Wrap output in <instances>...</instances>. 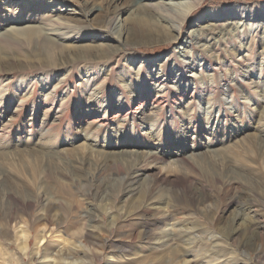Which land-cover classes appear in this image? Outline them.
I'll return each mask as SVG.
<instances>
[{
	"label": "rangeland",
	"instance_id": "1",
	"mask_svg": "<svg viewBox=\"0 0 264 264\" xmlns=\"http://www.w3.org/2000/svg\"><path fill=\"white\" fill-rule=\"evenodd\" d=\"M32 1L0 0V30L8 29L13 19L29 18L33 23L37 15L44 14L95 29L105 17L116 15L120 42H103V36L87 33L66 43L62 52L78 59L77 63L86 60L85 54L101 53L107 45L106 53L112 55L109 62L86 68L75 66L70 59V64L54 70L47 67L41 54L28 47L20 50L18 44L0 53V114L12 105L9 113L0 116V233L10 211L9 195L17 194L20 201L35 200L39 195L43 199L19 215L18 226L32 232L29 252L22 257L14 237L1 235L0 264H34L33 236L38 230L51 233L45 247L52 252L59 249L56 234L67 241L65 248L79 245L83 251L73 260L84 264H149L157 260L155 249L166 245L169 236L178 238L176 246L185 251L187 245L211 238L228 241L227 231L245 232L256 220L264 224V136H260L264 135V41L260 32L250 30L251 25L254 29L264 24V0H203L179 33L170 30L173 25L156 13L139 8L141 0ZM240 8H254L258 21L234 20L233 13ZM227 24H236L244 39L238 41L242 36L235 37L233 32L226 36L209 33L208 28ZM198 30L209 33L199 45L207 42L209 51L216 48L215 52H204L193 42L190 47L183 45ZM118 33L113 34L118 38ZM185 57L193 61L194 71L183 65ZM41 67L45 68L42 73ZM86 71L91 79L93 71L105 78L101 75L87 86ZM157 72L165 78L173 72L183 84L167 83L159 89L160 85L156 93L160 105L153 109L155 115L150 120H143L141 114L134 115L137 102L133 92L150 93ZM67 73H71L68 80L49 95ZM43 82L48 86L45 91ZM95 82L104 84L91 103L95 114L88 117L100 125H86L89 120L84 114ZM116 114L121 117L112 121ZM86 144H91L88 147L93 152L84 149ZM154 149L185 157L218 151L205 163H214L217 171L223 167L233 173L224 175L229 180L223 187H212L203 183L197 168L183 171L167 159L144 173L142 187L157 181L159 189L154 203L145 206L146 191L124 196L119 186L129 174L124 166L128 157L138 158ZM84 157L90 158V166L81 164ZM184 173L205 202L199 209L177 206L168 212L175 205L171 202L175 184L184 180ZM161 214L172 219L159 224ZM146 228L152 232V245L144 244ZM87 229L94 237H81ZM117 248L126 252H115ZM231 248L234 250L236 243ZM245 258L250 261L255 256L251 253Z\"/></svg>",
	"mask_w": 264,
	"mask_h": 264
},
{
	"label": "bare ground",
	"instance_id": "2",
	"mask_svg": "<svg viewBox=\"0 0 264 264\" xmlns=\"http://www.w3.org/2000/svg\"><path fill=\"white\" fill-rule=\"evenodd\" d=\"M35 1L36 0L32 2H35ZM202 1L203 0H186V2L183 1V3H181L178 0H168L167 2L162 1V0H159V1L141 0L137 4V6L139 8L147 9L148 11H152L156 13L157 16L160 17L161 20L165 22H169L171 23V25H173V28L170 27V30L173 29V31H176V33H179L181 26L189 18L191 13H193L195 10L199 8ZM262 7L264 9V6H261V8ZM254 10H255L254 8L250 10H248V8H240L233 13V16H234L233 18L234 20H238V21H248L250 23L256 22L258 21L256 20L258 17L256 16V13H254ZM17 12H20V10H18ZM36 19L37 20H34L35 22L32 23L29 18L27 20L16 18L12 20L13 22L11 23V25H9L8 29H5V28L1 29L0 30V53L2 54V52L6 49V47L10 48L11 44H18V46L20 47V50L22 49V47L23 48L28 47V48H32L33 53L39 54V55L41 54L43 56V61L48 64L47 67H53L54 70L60 69L61 67L70 64V59H73L74 61L73 64H75V66L80 67V68H86V66H90L93 64L102 65L103 63L109 62L110 58H112V55L106 53L107 45L104 46L106 49L101 51L103 55H101L100 52L95 53L92 56L85 54L84 58L86 60H84L83 62L77 63L78 59H74L72 57L68 58L66 55H64V52H62V48L64 47L66 43L75 41L79 37H81V35L85 36L87 35V33H91V34L96 33V34H99L100 36H103L102 38V41L104 40L103 42H107L108 40L110 41L113 39H117V41L120 42L119 40L120 35L116 31V29L118 28L116 24V21H117L116 15H110V16L105 17V20L102 26L95 28V29H88L87 27L70 23L61 17H55L53 15H47V14H44L42 16L37 15ZM227 25L228 26H224L220 29L208 28L209 30L212 31L209 33L216 34L218 36L219 35L226 36L233 32L234 33L233 36L235 37L242 36V38L240 39L237 38L238 41H241L244 39L243 38V36L245 35L244 32L236 29V27H234L236 24L235 25L227 24ZM250 27H251L250 30H252L251 32H255V31L260 32L261 38H262L261 40L264 41V24H261L259 26L256 25V28H254L255 30L252 28L253 27L252 25ZM118 29H120V27ZM87 30H89L90 32H86ZM105 33H106V36H104ZM113 33L114 34L118 33L119 37L118 38L115 37ZM209 33L200 32L198 30L197 32H194V34L189 36L188 41L184 40L182 43L184 46L190 47L192 45L191 43L193 42L202 51L210 52L207 46L208 44L207 42H204L203 44L199 45L200 43L203 42L202 37L204 36V34L209 35ZM177 40H178V37L176 38L175 42H177ZM30 43H32L33 45L29 46ZM43 44L47 47L46 51L43 47ZM187 47L185 49H187ZM215 50L213 48L214 52ZM213 51H211L210 53H213ZM56 52L58 53L59 56L56 55ZM93 52H97V50L95 49L93 50ZM93 56H99L98 57L99 59H92ZM182 63L183 65L187 67V69L193 68L192 70L194 71V63L192 60L188 59V57H185ZM161 65H163V63ZM162 67L163 66H160V69H163ZM38 70L42 73L45 70V68L41 67ZM156 71L158 70H155V72ZM139 72L141 73L140 70ZM88 73L89 71L85 72L86 80H89L86 82L87 86L91 81H94L95 79L97 81L100 79V76L103 75V74H100V72L93 71L94 78L91 79L89 78L90 75ZM48 74H53V72H48ZM70 75L71 73H67L63 76L62 79L57 80L56 82L57 85L51 90V93H49V95L51 94L53 96V94L56 93V89L59 87V85L64 84V82L68 80L67 77ZM155 75L156 76H154L153 78V84L155 86H154V89L150 91V93L146 92V93L137 95V93L133 92L134 94L133 96H135L134 102H137V106L134 108L135 111L133 110L134 115L141 114V118L143 120L144 118L150 120V118L155 115L154 114L155 111L153 109L156 107H159L160 105V103L158 102V96L156 94L157 89L160 85H162V87H160L159 89L164 88L167 83H174V84L178 83L180 85L183 84V80H178L173 72L170 73V76L168 78H165L166 75L161 74L159 72H157ZM191 78H193V75L191 76ZM105 80H107V78ZM103 84H104L103 82H100L97 85H96V82L93 84L94 88L91 91H95L96 93L93 92L91 94V92L89 91L90 89L89 90L87 89V91L90 92L91 96L89 100L87 101L88 109H86L87 111L84 114L85 118L93 115L94 110L92 109L91 103H93L96 100V98H98V97H95L94 95L100 94L102 92L101 86ZM41 85L44 91L48 87L44 85V82L41 83ZM29 86L30 85H28L27 87ZM48 90H50V88ZM47 97H46V100H48ZM10 105L11 104H8L6 106L5 111L1 112L2 114H0V116L1 115L3 116L9 113V110L11 109ZM148 105L150 107L146 108V110L144 111L145 107ZM118 109H120L119 110L120 112L122 110V106H119ZM119 117L121 116L119 114H116L111 118V120L114 121L118 119ZM87 119L89 120V117ZM98 122H99L98 120H95L93 118L92 121L89 120L88 122H85V124L92 125ZM97 125H100V124L98 123ZM4 126H6V124H4ZM260 136H264V135L261 134ZM83 140L87 142V137L85 136ZM258 140H261V139L258 138ZM88 146L91 148V144H86V147L84 149L88 153L93 152L92 150L89 149ZM258 146H261V145L259 144ZM152 151L154 152L148 151L143 156L138 157V158L128 157L127 162L125 161L126 164L124 163V166L126 169H128L129 174H126L127 176L125 178L124 183L119 186L120 187L119 192L120 194L122 193V195L124 196L133 195L134 193L138 191L140 192L142 190L144 192L146 191L145 196H147V198H146L145 206H148L154 203V201L157 199L156 194L158 193L159 189H158L157 181L147 183L148 187L147 186L144 187V184H143V187H142V182H143L142 180L145 179L144 173L146 170L152 168L155 164L164 163L167 159L171 160V161H167L168 163L176 165L177 167H180L183 171H186V170L196 171V168H197V175H199L200 178L204 181L203 183L210 184L212 187L214 186L223 187L225 183L228 182L229 180L224 175L233 173L232 171L227 170L223 167L222 169L217 171V168L214 165V163H205L206 159L211 158V156L214 154L217 155L218 151H213V152L210 151L208 153H204L203 155L197 153V154L190 155L187 157H185L184 154H179V153H174V154L164 153L162 152V150L160 151L158 149H154ZM90 161L91 160L89 157H84L81 164L85 166L87 165L90 166ZM261 163H259L258 165H260ZM229 166L232 168L231 162H229ZM211 172H214V173L211 174ZM183 175L185 176L184 180L180 183L175 184L176 190L173 191L171 195V198H172L171 202L173 203L175 202V205L172 204L174 206L169 207V209L167 210L168 212L172 211V209L170 208H174V210L177 209L176 208L177 206H180L182 210L199 209L200 205H202L205 202L204 196L199 197L192 183L190 184L186 180L188 175H186L185 173ZM254 184L256 185L257 183H254ZM31 200L32 199L20 201L17 194H11L8 196V204L10 205V211L6 212L5 214L6 216L4 218V223H3L4 229L2 228L3 231L0 233V236L2 235L3 237H14V244L17 247V250L21 253L22 257L26 256L27 253L29 252V244L31 241L30 235L32 232L28 228H21L23 227L21 225H20L21 227L18 226V223L20 222L19 215L26 213V211L28 210L30 211L33 205L37 203L39 204L43 199H42V196L39 195L35 200L33 199L34 201L33 200L31 201ZM237 200L239 201L240 198L238 197ZM161 215L163 216H161V219L157 222L159 224H161L163 221L170 222V219H172V216L168 214L166 215L161 214ZM54 219L58 220L59 218L58 216H56V218ZM149 230L150 229L146 228L143 231L142 237L144 238V244L152 245L151 243H153L154 238H153L152 232H150ZM43 231L38 230L35 232V235L33 236L35 240L33 253H34L35 258L37 257L36 259L37 261L34 264H84L83 261H78L77 259L73 260V257L77 255V252L82 250L80 249L81 247L79 245L77 246L74 245L73 247L65 248L67 247L65 243L67 241L64 238H62V236L56 234L54 238L56 240L55 241L56 246L59 247V249L57 252H52L53 250L51 251L47 247H45V244L49 243L48 239L51 238V233L43 232ZM227 232L228 233H227L226 238L228 239L229 242L227 240L220 241L217 238H214V239L211 238L210 240L201 241V242L199 241L193 244H189L187 245V247H185V251H182L178 246H176L177 241H179L178 238L174 236H169L166 239V243H165L166 245L161 246L159 250L155 249V251L159 253L157 260L152 263L149 262V264H258L260 263V261H262V264H263L264 255L262 251H264V224L262 222L258 220L254 221L246 229L245 232L233 231V230H229ZM93 233H94L93 231H91L90 229H87L84 232L83 236L81 237H94ZM233 242L236 243L237 252H235L236 248L234 250L232 249L233 247L231 248V245ZM104 244L105 243H102V245ZM174 244L176 246V249L173 248ZM115 252L122 253L126 251L122 248L121 249L117 248ZM169 252H171L170 255L165 256ZM181 252H183L184 254H181ZM251 253H253L255 258L248 261L245 258V256H247V254L250 255ZM113 255L114 254L112 253L109 256V258L112 259ZM140 260L138 261L139 263H141ZM108 262L109 263L107 264H113L110 261Z\"/></svg>",
	"mask_w": 264,
	"mask_h": 264
}]
</instances>
